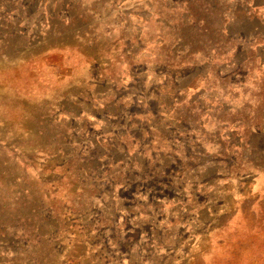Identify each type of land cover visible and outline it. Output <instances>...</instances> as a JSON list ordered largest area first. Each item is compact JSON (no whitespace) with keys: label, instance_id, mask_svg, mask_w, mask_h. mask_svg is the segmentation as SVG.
Listing matches in <instances>:
<instances>
[{"label":"trees","instance_id":"trees-1","mask_svg":"<svg viewBox=\"0 0 264 264\" xmlns=\"http://www.w3.org/2000/svg\"><path fill=\"white\" fill-rule=\"evenodd\" d=\"M109 1L112 4L111 9H116L118 3ZM83 2L86 0L71 2V10L78 9L75 16L81 19L82 23L71 19L66 24H62V31L57 30L56 35L71 31V37L80 40L82 47L88 49V53L82 55L86 60L93 63L102 59L106 61V65H97L95 79L98 82H106L111 86L109 91H117L126 87V83L130 85L137 81L145 84L150 76L162 75L163 79L153 93L144 91L141 94H132L128 91L121 94L124 97L122 103L132 100L140 108L138 115L140 130L133 131L125 126L111 132L110 128H105L103 135L105 137L96 135L97 145H101L103 150L107 148L104 153L96 149L90 152L92 155L84 156L75 148L76 152L72 153L65 162L63 161L59 169H54L57 170L60 178L55 181L42 180L40 184L43 189L39 193H32L22 188L26 182L22 178L24 183L20 179H13L10 182L14 192H9L6 187L7 178L15 177V172L22 168V163L13 162L16 151L11 146L6 149L10 152L11 167L4 169L3 157H0V229L8 222L15 221L20 224L23 240L33 246L30 258L33 264L50 263L44 258L49 253L43 246L46 241L41 230L45 218L57 220L56 222L59 223L57 229L60 231L66 228L65 222L60 221L64 216V207H59L61 202L65 203L64 196H67L69 211L73 215L89 204L94 197L99 198L103 203L110 201L105 197L108 189L119 187L121 192L131 191L133 196L129 195L131 200L127 201L126 206L122 201L128 199L127 194H124L125 197L119 194L120 200H114L118 201L114 208L119 207L127 212L130 207L136 206L142 210L141 212L147 209V213L143 215L146 216L151 212L154 215L153 208L164 209V204L168 203L167 200L171 199V196H179V199L180 197L182 199L186 187L191 183H194L193 187L195 186L196 189L191 191L193 200L198 188L205 190L211 185L205 183V180L212 177L213 181L219 176L216 163L228 162L227 171L228 168L233 167L234 158L229 153L236 152V156L239 157V163L236 164L241 171L243 169L242 174L246 173L247 166L253 163L251 157L258 158L259 162L255 167L264 171V0H150V2L142 0L141 4L129 10H126L127 7L123 4L115 19L112 16L96 13L95 8H82ZM93 2L100 4L102 0ZM58 4L59 8H62L63 2L58 0ZM224 5H227L226 9ZM138 6L146 11V18L143 17L144 14H136V11H140V8L134 10ZM229 7H234L236 13L244 15L240 23L236 21L235 16L225 19V10ZM56 16V12L51 14V22ZM7 19L6 16L0 22V55L16 63L17 58L11 54L13 44L24 46L33 45L35 42L32 33L28 30L21 29L17 25H5L4 23L9 21ZM229 20L230 26L225 28L223 24ZM231 20L235 23L232 24ZM88 22H93L91 27L87 25ZM150 23L156 26L154 32L148 30ZM102 26L104 30L99 29ZM57 46L60 49L71 48V51L75 49L72 44L71 46L48 44L45 48L46 51H53ZM38 55H32L31 58ZM253 70L260 73L259 83L257 80L251 81L250 101L244 102L243 108L236 109L228 103V97L225 99L231 91L232 77L235 76L238 83L244 85ZM248 78L251 79V76ZM186 79L190 82L182 85L181 82ZM210 86L215 88V92L221 93V97L218 100H213L212 96L201 99L209 105L202 108V105L200 103L198 105L196 101L197 95L207 91ZM109 91L101 97H91L87 100V104L92 106L95 115L98 110L101 111L105 123L124 124L126 119H129L131 102L126 104V107L122 106L121 109L116 110L114 107L117 99L111 97L110 100H106ZM186 91L197 95L187 100ZM160 95H164V98H158ZM163 99L168 100L169 104L164 106ZM154 101L156 109L153 106L154 110H152L150 103ZM182 106L188 110H181ZM203 113L207 115L210 113L208 116L214 119L222 131H226L227 146L224 149L223 144L218 143V152L216 156L212 155L215 156L213 160L216 161H202L201 155L196 157L187 146L180 145L181 152L176 163L162 165L167 157V150L174 148L173 138L170 139L171 136L169 137L168 134L170 129L178 124L180 128L186 125L189 132H186L185 136L190 135L191 124H197ZM216 116L219 117L215 118ZM169 117H172L173 123L168 122ZM133 119L130 121L132 122ZM66 124L68 123L64 118L56 122L55 118L51 121L39 116L34 130V139L38 142L34 145L33 152L51 160L56 154V149H60L67 139ZM138 132L140 138L133 135ZM190 138L196 137L192 133ZM112 151L121 154L120 157L129 161V164L119 160ZM224 151L228 154L221 155ZM70 158L71 160L68 161ZM24 168H28L26 163ZM206 171L212 173L204 178ZM242 174L235 175L236 181L244 182L240 178ZM231 176L228 173L223 178L231 180ZM62 181L67 183V188L58 192L56 189ZM16 182L19 184L16 185ZM252 182H246L248 189L251 188ZM26 200L29 202H25ZM37 202L39 205H36ZM179 204L177 203V207ZM194 208L199 211L203 207L195 203ZM117 218L118 215L112 216L101 212L95 218L94 229L90 228V230L96 234L103 228L109 229L115 242L118 243L121 241L122 233L115 226ZM151 219L153 223L150 222ZM150 220L145 221L146 230L149 233L151 231L149 241L152 244L157 243L160 248L164 245V238L158 236L161 232L157 230L155 215ZM169 222L172 225L177 224V220L173 218ZM165 228L166 226H163L162 230ZM58 230L55 231V235L58 234ZM136 231L137 229L132 234L136 235ZM92 238L90 235L88 242ZM92 244L97 247L95 237ZM100 253L96 250V255ZM148 258V264H154V260ZM128 264L137 263L128 261Z\"/></svg>","mask_w":264,"mask_h":264},{"label":"rangeland","instance_id":"rangeland-1","mask_svg":"<svg viewBox=\"0 0 264 264\" xmlns=\"http://www.w3.org/2000/svg\"><path fill=\"white\" fill-rule=\"evenodd\" d=\"M60 1L63 2L62 8H59L58 0H0V22L7 16L10 23L5 22V25H17L21 29L28 30L32 33L35 42L33 45L24 46L12 43L11 54L17 58L16 63H12L10 59H5L0 55V157H3L2 167L4 169L11 167L12 160L22 163V168L15 172L16 176L7 178L6 187L9 192H14L10 182L13 179H20L24 183L22 178L26 180L22 188L32 193H39L43 189L40 184L42 180L55 181L60 178L57 170L54 171V169H59L61 163L76 152L75 148L79 149V153L84 156H89L90 152L96 149L104 153L107 148L103 150L101 145H97L96 135L103 136L105 128H110L111 132L125 126L133 131L141 129L138 120L140 108L132 100L129 101L131 102L129 119H126L124 124L121 122L105 123L101 111L98 110L95 115L92 106L87 104V100H90L91 97H101L109 89L111 90V86H108L106 82H98L95 79L97 65H106V61L102 59L93 63L86 60L82 55L88 53V49L82 47L80 40L71 37V31H64L60 35H56L57 30L62 31V24H66L71 19L82 23L81 19L75 16L78 9L71 10V2L76 3L78 0ZM93 1L86 0L83 2L82 8H95L96 13L112 16L113 19L117 18L123 4L126 5V10H129L142 3V0H125L124 2L113 0L112 3L118 4L116 9H111L112 4L109 0H102L100 4ZM149 2L146 3L149 4ZM226 7L227 5H224V9ZM139 8L140 11H136V14H144L143 17L146 18V11L143 7L138 6L134 10ZM53 12H56L57 16L51 22ZM234 16L239 23L244 18L242 13H236L234 7L225 10V19ZM92 23L88 22L87 25L91 27ZM229 23L230 20L223 24L224 27L230 26ZM231 23L234 24V20H231ZM99 29L104 30V27H99ZM155 29L156 26L153 23L148 25V30L151 32H154ZM56 38L57 40H55ZM48 44L67 46L72 44L75 49L71 51V48L60 49L57 46L53 51H46L45 47ZM40 49H42L41 52ZM36 54L39 55L32 59V55ZM30 58L31 60H29ZM250 74L248 77L251 76V79L247 77L244 85L238 83L235 76L232 77V81L229 79L231 91L229 95L225 96V99L228 97V103L236 109L243 108L242 104L250 101L251 81L257 80L258 82L259 71L253 70ZM161 79L163 76L158 75L150 76L145 84H140L137 81L130 85L126 83V87L122 89L109 91L106 100H110L111 97L117 99L114 108L119 110L129 103L121 102L124 99L121 94L128 91L132 94H141L144 91L153 93ZM197 80L201 83L199 79ZM186 82L190 81L186 79L181 84L184 85ZM208 88L207 91L196 94V101H198V105L199 103L202 105V108L209 105H206V102H202L201 99L212 96L213 100H218L221 97V93L215 92V88L212 86ZM186 92L187 100L190 97H196L191 94V91ZM178 96L180 97V95ZM159 97L164 98V95ZM162 102L164 106L169 104L168 100L163 99ZM150 106L154 110L155 101L151 102ZM98 107L101 109L100 105ZM181 110L188 109L182 106ZM208 115L203 113L197 124H191L190 135L192 136L193 133L196 137L194 139L190 138L189 134L185 136V133L189 132L186 125H183L182 128L179 127L180 124L171 126L168 134L169 137L171 136L170 139L173 138L174 148L167 150V157L162 165L176 163L181 152L180 145L187 146L192 154H196V157L201 155L202 161H216L213 159L219 149L218 143L221 142L224 149L227 146L226 131H222L214 119ZM39 116L51 121L52 118H55L56 122L64 118L68 123L66 124L67 139L60 149H56V154H53L54 157L51 160L33 152L34 145L38 142L34 139V130L36 119ZM131 117L134 118L132 122L130 121ZM171 119L172 117H169L168 122L173 123ZM133 135L139 138L141 136L139 132ZM10 146L14 147L16 151L12 160L9 156L10 152L6 150ZM112 153L114 152L112 151ZM227 154V151L221 153V155ZM229 154L234 158L233 167L228 168L227 171L228 162L216 163L219 176L213 181L212 177L205 180V183L211 185L207 186L205 190H201V187L198 188L193 200L191 191H196V189L195 186L193 187L194 183H191L186 187L182 199L181 197L179 199V196H171V199L167 200L168 203L164 204V209L153 208L157 230L161 232L158 236L161 239L164 238L162 247L159 248L157 243L152 244L149 241L151 231L149 233L146 230L145 221L154 217L152 212L143 216L147 213V209L145 212H141L142 210L136 206L130 207L127 212L119 207L115 209L114 206L118 201L114 200H120V195L127 194L128 199L122 201L126 206L128 205L127 201L131 200L129 195H133L131 191L121 192L119 187H113L114 189L106 187L109 189L105 197L110 201L103 203L99 198L94 197L89 204L73 215L69 211L67 196L62 194L65 203L61 202V206H59L64 207V216L60 221L65 222L66 228L60 231L57 229L59 224L56 222L57 220L45 218L41 230L46 241L43 246L49 253L44 258L48 262L50 261L49 264H128V261L148 264V257L154 260V264H264V171L255 167L259 162L258 158L251 157L253 163L247 166V172L242 174L243 169L241 171L236 164L239 163L236 152ZM114 155H117L119 160L125 164L129 162L120 157L121 154L114 153ZM24 163L28 165V168H24ZM103 164L105 165V163ZM52 171L54 173H51ZM211 173L212 171H206V175L203 177H208ZM228 173L232 175L231 180L223 178ZM238 174H242L240 178L244 182L236 181L235 175ZM245 180H247L246 182L253 181L250 189L247 188ZM18 184L16 182V185ZM66 188L67 183L62 181L56 190L61 192ZM177 203H180L178 207ZM195 203H199L204 209L201 208L198 211L197 208H194ZM36 205H39V202ZM101 212L112 214V216L118 215L115 226L122 233L120 242H115L109 229L103 228L96 234L90 230V228L94 229L95 218ZM171 218L177 220L176 225L170 224ZM150 222L153 223V220L151 219ZM163 226L166 228L162 230ZM135 229H137V234L133 235ZM57 230L58 234L55 235ZM90 235L93 238L88 242L87 239ZM94 237L96 248L92 244ZM52 238L53 240H51ZM32 248L31 244H27L23 240L19 223L8 222L0 229V264H33L30 259L33 253ZM96 250L101 253L96 255Z\"/></svg>","mask_w":264,"mask_h":264}]
</instances>
